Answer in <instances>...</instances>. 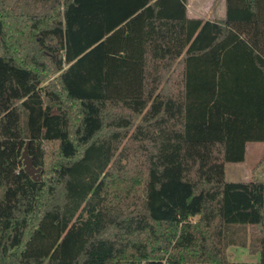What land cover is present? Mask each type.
<instances>
[{
  "label": "trees",
  "instance_id": "1",
  "mask_svg": "<svg viewBox=\"0 0 264 264\" xmlns=\"http://www.w3.org/2000/svg\"><path fill=\"white\" fill-rule=\"evenodd\" d=\"M248 142L264 0H226L219 21L186 0H0V264H228L230 247L264 264V182L225 180ZM116 241L154 245L70 248Z\"/></svg>",
  "mask_w": 264,
  "mask_h": 264
},
{
  "label": "rangeland",
  "instance_id": "2",
  "mask_svg": "<svg viewBox=\"0 0 264 264\" xmlns=\"http://www.w3.org/2000/svg\"><path fill=\"white\" fill-rule=\"evenodd\" d=\"M52 78H49L50 81ZM257 166V167H256ZM264 182V144L254 146V144L248 145L246 149V155L243 162L240 163H226L225 164V180L228 182H246L251 180L252 177ZM79 244V245H78ZM69 242L65 241L64 248L67 249ZM77 245V246H76ZM153 242H128V241H116L106 244H83L77 243L70 248L77 252L82 248L84 255L90 252L94 256L111 255L117 260H126L136 257L146 256ZM79 248V249H78ZM258 256L252 255L247 250L238 247H230L228 250V264L233 263H250L257 262Z\"/></svg>",
  "mask_w": 264,
  "mask_h": 264
},
{
  "label": "crops",
  "instance_id": "3",
  "mask_svg": "<svg viewBox=\"0 0 264 264\" xmlns=\"http://www.w3.org/2000/svg\"><path fill=\"white\" fill-rule=\"evenodd\" d=\"M225 14L226 0H186V15L189 18H200L207 21H219L224 19ZM251 144H254V146H259L260 144H264V142H248L245 146V155L248 145ZM241 249L245 250L246 248ZM253 255L259 257L258 253Z\"/></svg>",
  "mask_w": 264,
  "mask_h": 264
},
{
  "label": "water",
  "instance_id": "4",
  "mask_svg": "<svg viewBox=\"0 0 264 264\" xmlns=\"http://www.w3.org/2000/svg\"><path fill=\"white\" fill-rule=\"evenodd\" d=\"M20 159L22 161L24 172L29 175L32 180L38 181L40 179L39 168L33 165L32 158L28 154V142L24 145Z\"/></svg>",
  "mask_w": 264,
  "mask_h": 264
}]
</instances>
